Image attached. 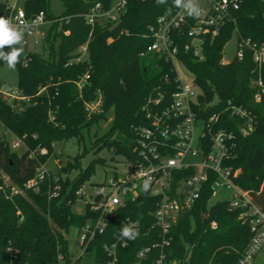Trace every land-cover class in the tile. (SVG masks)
<instances>
[{
  "label": "trees",
  "instance_id": "16d2710c",
  "mask_svg": "<svg viewBox=\"0 0 264 264\" xmlns=\"http://www.w3.org/2000/svg\"><path fill=\"white\" fill-rule=\"evenodd\" d=\"M235 23L227 24L214 38H207L202 47V58H195L184 46L189 40L181 38L177 61L186 67L195 85L201 90V103L218 102L223 107L227 101L251 111L255 117L252 132L236 134L231 156L225 163L238 170L233 182L247 191L254 202L264 207V95L254 100L257 91L252 82L260 80L264 87V66L258 70L252 61V52L244 57L221 65L222 50L235 32L240 38H248L264 45V0H237ZM63 12L58 17L48 13V0H25L22 9L28 19L42 12L49 28L42 38L41 51H22L15 67L17 89L33 104L22 111L12 110L0 99V126L22 141L23 152L17 153L0 133V172L11 185L22 186L33 177L35 170L44 165L53 154L55 143L74 138L84 142V133L113 113L110 128L103 137L92 142L96 148H112L115 153L132 157L136 140L134 129L145 126L147 121L140 113L146 97L167 86L175 90L173 63L163 57L148 53L140 56L152 42L149 28L161 15H171L181 7L175 0H125L123 12L111 21L102 18L91 27L85 15L97 3L108 11L113 0H60ZM9 0H0V17L8 11ZM14 30V29H13ZM16 31V30H15ZM87 44L84 61L66 65L76 50ZM20 48L19 42L5 45L0 53L8 54ZM0 59V67L5 63ZM90 74L81 91L76 87L79 77ZM168 83H165V77ZM102 96V111L87 116L84 103ZM215 108L208 107L209 115ZM225 115V114H224ZM227 117L226 115L223 116ZM223 118V119H224ZM90 139V137H89ZM46 150L40 155V150ZM33 153V155H32ZM95 159L81 169L78 156L72 162L59 167V197L48 199L49 183L41 184L38 193L23 191L7 199L0 192V264H74L68 253L66 234L71 227L78 228L85 215L77 216L71 205L78 200L76 191L93 174ZM78 171L73 179L67 175ZM66 175L62 178L60 174ZM192 171L182 172L186 176ZM209 179L194 206L179 214L172 227V242L166 249V261L175 264H235L246 248L250 233L247 224L239 218L240 210L231 209L227 201L209 205L211 199ZM3 179L0 174V185ZM156 200L143 188L139 196L128 201L119 213L120 218L138 222L132 229L135 238L124 237L126 247H118L117 264H153L157 250L152 249L143 257L138 253L157 241L152 212ZM215 223L213 228L211 223ZM118 221L110 223L101 235L88 245L86 252L93 256L95 264H106L103 246L121 233ZM12 250V256L7 249Z\"/></svg>",
  "mask_w": 264,
  "mask_h": 264
},
{
  "label": "built area",
  "instance_id": "2783aa9c",
  "mask_svg": "<svg viewBox=\"0 0 264 264\" xmlns=\"http://www.w3.org/2000/svg\"><path fill=\"white\" fill-rule=\"evenodd\" d=\"M12 5L9 3L8 11L3 17L11 22L10 28L16 31L23 30L20 48L25 51L29 50V47H39L40 43L35 37L36 29L47 22L44 14L40 12L28 19L22 8L13 10ZM124 5L125 0H120L113 3L108 11H103L101 5L97 3L85 15V22L92 27L102 18L114 21L123 12ZM238 8L237 0H183L181 7L173 14L159 16L149 28L152 42L140 56L152 53L174 63L179 53V41L186 38L189 41L183 45L184 50L201 59L206 39L216 37L227 24H234V13ZM191 9L196 11L189 15ZM87 44L79 47L66 65L84 61L87 56ZM245 51L252 52V61L260 70L264 66V45H258L248 38H240L236 58L243 59ZM225 64L227 63L221 60V65ZM172 66L175 72L172 81L175 90L170 93L169 86L162 91L156 90L146 97L140 107V113L147 124L134 129L136 140L132 157H125L126 170L103 181L90 196H87L83 185L76 191L78 200L85 204L83 215L86 216L85 222L77 228L76 244L79 255L86 252L88 245L96 236L103 234L115 220L119 222L122 230L125 227L130 230L138 227L137 221L120 218L119 213L126 202L133 201L139 196V190L143 188L156 200L150 229L157 231V241L144 248L138 256L143 257L150 250L156 249L157 256L153 264H175L166 261V249L173 239L172 227L180 213L194 206L203 185L211 179V198L215 196L217 187L233 189L230 199L225 201L229 208L240 210L239 218L243 224L248 225L250 233L248 244L239 254L235 264H250L255 255L264 248V207L257 205L247 191L234 184L233 179L237 176L238 170H232L225 163L231 156L236 134L246 135L252 132L255 117L251 111L231 101H227L223 107H219L216 101L209 104L201 103L199 98L202 92L195 85L186 67L181 65L190 78H184L177 72L175 65ZM89 77L90 74L86 72L78 78L76 87L79 91ZM164 81L168 83L167 76ZM252 87L257 89L254 100L259 102L264 95V87L260 80L253 81ZM0 99L15 111H22L24 107L33 104L32 99L21 94L17 88L6 89L1 83ZM208 107L215 109L206 115ZM84 110L88 117L100 113L101 94L97 93L94 100L85 102ZM224 114L227 117L224 118ZM22 145V141L18 139L11 148L16 150ZM39 154L45 155L46 150H40ZM187 156L198 160L188 162L185 160ZM190 170L192 173L181 175L182 172ZM146 181L147 190L144 188ZM44 182L49 183L48 199L59 197L61 192L59 177L43 170V165L37 168L33 177L22 186L2 184L0 192L7 199L21 194L24 190L38 193ZM87 197L90 198L89 201H86ZM211 226L215 228L216 224L213 222ZM121 233L114 235L112 243L103 246L108 259L106 264H117L118 247L127 246ZM7 252L13 257L10 248ZM58 261L59 264H64L61 256L58 257Z\"/></svg>",
  "mask_w": 264,
  "mask_h": 264
},
{
  "label": "rangeland",
  "instance_id": "374dc122",
  "mask_svg": "<svg viewBox=\"0 0 264 264\" xmlns=\"http://www.w3.org/2000/svg\"><path fill=\"white\" fill-rule=\"evenodd\" d=\"M25 0H15L14 5H12L13 10L23 7V3ZM48 13L53 17H58L63 12V7L61 5L60 0H48ZM120 0H113V3H117ZM49 28V23H44L36 29V39L42 44V38H44L47 30ZM42 33V35H41ZM237 43L238 37L234 32L230 39L225 43L222 50V61L225 63L232 62L237 53ZM29 51L31 52H39L41 51V46L33 48L29 47ZM177 72L183 76L184 78H190L188 73L184 68L181 67V64L177 61L173 63ZM17 69L16 67H9L8 63L5 62L0 67V83L6 88L10 90H15L17 88ZM113 120V113L111 110L106 115L104 120H101L97 125L92 126L90 133H84V142L78 144L74 138L68 139L65 141H60L54 144L53 146V154L50 155L44 165L43 170L49 172L52 175L59 174V167L65 166L68 162H72L76 156L79 159V165L81 169H85L88 167L93 160L100 159L101 162L94 163L93 169L94 172L90 176V178L85 181L83 186H85V192L87 196L92 195L94 191H96L97 187L102 184L103 181L110 179L116 175H120L126 170L125 167V156L121 154L115 153L112 148L100 147L96 148L92 146V142H94L97 138L103 137L105 133L110 128L111 122ZM0 133L4 134L5 139L12 146L13 144L18 142V139L11 135L8 131H6L3 127L0 126ZM90 137V139H89ZM23 147L19 146L15 151L17 153L23 152ZM188 162H197V158H190L189 156L185 159ZM1 177L3 179V184H10V181L7 177L0 172ZM78 171H73L69 175L68 178L73 179L77 176ZM62 178H65L66 175L60 174ZM231 194H233V189H225L221 187L215 188V196L212 197L209 201V205H213L218 201L229 200ZM90 198H86V201H89ZM85 210V204L83 201L76 200L74 204L71 205V211L77 216L83 215ZM77 238V228L71 227L66 234L68 253L71 256L72 261H76L74 264H95L93 260V256L84 252L81 256L79 255V249L76 244ZM250 264H264V248L255 255L254 259Z\"/></svg>",
  "mask_w": 264,
  "mask_h": 264
},
{
  "label": "clouds",
  "instance_id": "9594fccd",
  "mask_svg": "<svg viewBox=\"0 0 264 264\" xmlns=\"http://www.w3.org/2000/svg\"><path fill=\"white\" fill-rule=\"evenodd\" d=\"M182 0H175V3L177 6L181 4ZM187 7V5H186ZM196 11L195 9H191L189 11V15L192 14V12ZM198 15V12H197ZM9 24L11 22L9 20H6L4 17H0V48L4 47L5 45H11L13 43L19 42L22 31H15L12 28L9 27ZM22 49H16L14 48L10 53L4 54L0 53V59H4L9 67H14L15 63L17 62V58L21 54ZM145 190L148 188V182L146 181L144 184ZM121 235L123 237H128V238H135L138 233H133L129 228L125 227L122 230Z\"/></svg>",
  "mask_w": 264,
  "mask_h": 264
},
{
  "label": "crops",
  "instance_id": "0c3cea01",
  "mask_svg": "<svg viewBox=\"0 0 264 264\" xmlns=\"http://www.w3.org/2000/svg\"><path fill=\"white\" fill-rule=\"evenodd\" d=\"M15 0H9V3L14 5Z\"/></svg>",
  "mask_w": 264,
  "mask_h": 264
}]
</instances>
